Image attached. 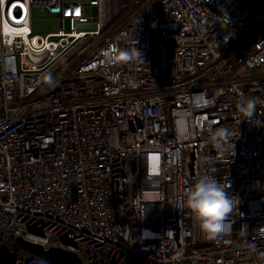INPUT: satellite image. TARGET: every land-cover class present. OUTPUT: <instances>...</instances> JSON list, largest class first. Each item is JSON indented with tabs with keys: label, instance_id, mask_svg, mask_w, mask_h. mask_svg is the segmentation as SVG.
Returning <instances> with one entry per match:
<instances>
[{
	"label": "built area",
	"instance_id": "built-area-1",
	"mask_svg": "<svg viewBox=\"0 0 264 264\" xmlns=\"http://www.w3.org/2000/svg\"><path fill=\"white\" fill-rule=\"evenodd\" d=\"M32 10L69 32L32 34ZM126 11L0 0V264H55L17 238L83 264H264V0H146L101 37ZM202 176L237 201L212 241L186 207Z\"/></svg>",
	"mask_w": 264,
	"mask_h": 264
},
{
	"label": "clouds",
	"instance_id": "clouds-1",
	"mask_svg": "<svg viewBox=\"0 0 264 264\" xmlns=\"http://www.w3.org/2000/svg\"><path fill=\"white\" fill-rule=\"evenodd\" d=\"M141 53L135 48L119 50L107 57L109 62L127 63L140 60ZM257 101L255 99H243L237 105L238 111L246 119L255 114ZM178 133L187 131L186 124L178 123ZM222 135H227V130H221ZM225 186L215 177L202 176L188 193L186 207L190 209L198 223L199 230L207 240H216L230 227L228 217L236 207L235 198H229L225 193Z\"/></svg>",
	"mask_w": 264,
	"mask_h": 264
},
{
	"label": "rangeland",
	"instance_id": "rangeland-1",
	"mask_svg": "<svg viewBox=\"0 0 264 264\" xmlns=\"http://www.w3.org/2000/svg\"><path fill=\"white\" fill-rule=\"evenodd\" d=\"M65 1H69V0H65ZM80 1L84 5L87 4V0H80ZM141 4L142 3H140V1L136 2L134 0H125L127 13L133 12ZM84 14L87 16H91L94 19V22L98 20L96 7L86 6L84 8ZM119 22L121 21L117 19L113 22L114 24L113 23L112 25L110 24L111 26L109 25L106 28V31L101 35V37L109 33L113 28H115L119 24ZM30 30L34 35L45 37L48 34L57 33L58 31L69 32V24L67 20H61L59 18L52 17L51 15H45L44 17L40 18L36 15V13H33L31 18ZM259 75L264 76V67H261L259 69Z\"/></svg>",
	"mask_w": 264,
	"mask_h": 264
},
{
	"label": "water",
	"instance_id": "water-1",
	"mask_svg": "<svg viewBox=\"0 0 264 264\" xmlns=\"http://www.w3.org/2000/svg\"><path fill=\"white\" fill-rule=\"evenodd\" d=\"M15 245L30 255L41 257L55 264H83L74 253L57 247L44 249L40 245L26 242L20 238L15 240Z\"/></svg>",
	"mask_w": 264,
	"mask_h": 264
},
{
	"label": "crops",
	"instance_id": "crops-1",
	"mask_svg": "<svg viewBox=\"0 0 264 264\" xmlns=\"http://www.w3.org/2000/svg\"><path fill=\"white\" fill-rule=\"evenodd\" d=\"M65 1V0H64ZM69 1H71V0H69ZM80 1V0H79ZM134 1H140V3H143L144 1H146V0H134ZM80 3H82L81 1H80ZM83 4V3H82ZM33 13H36V15L38 16V17H40V18H42V17H44L45 15L43 14V13H41V12H38V11H36V10H32L31 11V18H32V15H33Z\"/></svg>",
	"mask_w": 264,
	"mask_h": 264
},
{
	"label": "trees",
	"instance_id": "trees-1",
	"mask_svg": "<svg viewBox=\"0 0 264 264\" xmlns=\"http://www.w3.org/2000/svg\"><path fill=\"white\" fill-rule=\"evenodd\" d=\"M126 15H127V11H126L125 13L121 14V15H120L119 17H117L115 20L118 19V20L121 21V20H123V19L125 18ZM115 20H114V21H115ZM114 21H113V22H114ZM113 22H112V23H113ZM112 23H111V25H112ZM113 24H114V23H113ZM111 25H110V26H111ZM105 31H106V29L102 32V34H103Z\"/></svg>",
	"mask_w": 264,
	"mask_h": 264
}]
</instances>
